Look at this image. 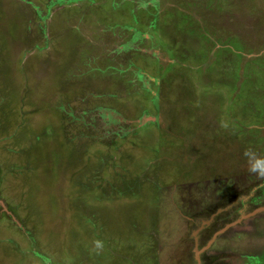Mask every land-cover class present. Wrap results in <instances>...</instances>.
Returning <instances> with one entry per match:
<instances>
[{
    "label": "rangeland",
    "instance_id": "obj_1",
    "mask_svg": "<svg viewBox=\"0 0 264 264\" xmlns=\"http://www.w3.org/2000/svg\"><path fill=\"white\" fill-rule=\"evenodd\" d=\"M263 115L264 0H0V264H264L187 219L263 205Z\"/></svg>",
    "mask_w": 264,
    "mask_h": 264
},
{
    "label": "flooded vegetation",
    "instance_id": "obj_2",
    "mask_svg": "<svg viewBox=\"0 0 264 264\" xmlns=\"http://www.w3.org/2000/svg\"><path fill=\"white\" fill-rule=\"evenodd\" d=\"M252 191V190H251ZM249 192V194H253V192ZM249 196H246V198L242 197V195H239L238 193L233 194L232 197H230L229 199H227L228 201H223L221 203H219V205L212 207L211 209H207V211H205L203 213V215H192L191 217L187 218L191 224L192 229H196L200 226L201 229L198 232V236L196 238H192V242L193 243H197V245H199V247L202 246H206L207 242L212 238V236L219 230L224 229V231H222L220 234L216 235V238L219 237L220 235L222 236L224 234V236H226V231L227 229H230L228 232L229 236L234 233V229L237 230H242V229H246L244 226L240 227L238 225V223H236L238 220H240L242 223H246L243 222L245 219L247 222H251L252 219H255L254 217H257V215L263 214L264 215V210L263 211H258L255 212L257 209H259L260 207H264V203L263 205L257 203V205L255 203L251 204V205H247L246 200L248 199ZM253 201V197L251 198ZM2 208V206H1ZM240 208V209H238ZM221 209L220 212L216 213L217 210ZM248 209H251V213H249L248 217L247 216H242V214H245L244 212L247 211ZM254 212V213H253ZM215 214V215H214ZM212 215L213 216V220H210L208 222V224H203V221L209 219ZM243 217V218H242ZM235 223V224H234ZM256 222H253L252 225H255ZM230 226V227H228ZM227 227V228H226ZM216 238H214L212 244L214 243V241L216 240ZM204 244V245H203ZM211 244V245H212ZM225 250V249H224ZM190 250L187 251L189 256V262L190 264H192V262L196 263V258L193 259L192 257V253H190ZM225 252V251H223ZM219 254V252H209L206 254V258L207 261H202V264H217V258L216 255ZM210 263H209V262ZM246 264V263H245Z\"/></svg>",
    "mask_w": 264,
    "mask_h": 264
},
{
    "label": "water",
    "instance_id": "obj_3",
    "mask_svg": "<svg viewBox=\"0 0 264 264\" xmlns=\"http://www.w3.org/2000/svg\"><path fill=\"white\" fill-rule=\"evenodd\" d=\"M0 204L2 205V203H0ZM263 210H264V207H260V208L257 209L255 212L263 211ZM220 211H221V209L217 210L216 213H218V212H220ZM253 213H254V212H253ZM214 215H215V214H214ZM214 215H212L209 219L203 221L202 225H203V224H208V222H209L210 220H213V216H214ZM228 227H229V226H228ZM226 228H227V227H226ZM224 230H225V228H224V229H221V230H219V231H217V232L212 236V238L208 241L207 246H208L210 243L213 242L214 238H216V235L220 234V233H221L222 231H224Z\"/></svg>",
    "mask_w": 264,
    "mask_h": 264
},
{
    "label": "trees",
    "instance_id": "obj_4",
    "mask_svg": "<svg viewBox=\"0 0 264 264\" xmlns=\"http://www.w3.org/2000/svg\"><path fill=\"white\" fill-rule=\"evenodd\" d=\"M189 55H192V56H196V52H190V54ZM261 125H264V115H263V117H262V124Z\"/></svg>",
    "mask_w": 264,
    "mask_h": 264
}]
</instances>
